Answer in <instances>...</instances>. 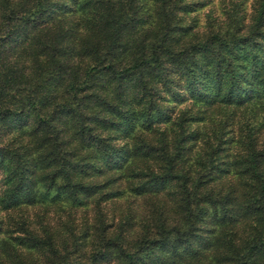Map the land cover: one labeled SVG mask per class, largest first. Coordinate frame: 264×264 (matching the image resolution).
<instances>
[{"label":"trees","instance_id":"1","mask_svg":"<svg viewBox=\"0 0 264 264\" xmlns=\"http://www.w3.org/2000/svg\"><path fill=\"white\" fill-rule=\"evenodd\" d=\"M209 3L0 0V264H264V0Z\"/></svg>","mask_w":264,"mask_h":264},{"label":"rangeland","instance_id":"2","mask_svg":"<svg viewBox=\"0 0 264 264\" xmlns=\"http://www.w3.org/2000/svg\"><path fill=\"white\" fill-rule=\"evenodd\" d=\"M209 1H210L209 4L214 5V6L218 9L219 1H220V0H209ZM207 6H208V5H207ZM207 6L204 7V8L200 11V13H199V19H200V22H201V23H204V22H205V14H206V12H207V10H208V7H207ZM35 209H38V210H39L40 208H35ZM35 209L32 210V211L30 212L31 217L34 216V214H37V212L34 213ZM50 212H51L50 223H51L53 226H55V228H59V227L61 226V223H62V222H63V223L66 222V221H65V220H66V217H65V216H62V217L60 216V217H58V214H61V213L64 212L63 210L58 209V211L54 213L53 209H51ZM52 216H53V217H52ZM14 217H16V218L18 217V219H20V218H19V215L14 214ZM36 218H37V217H36ZM5 221H7V217H6L5 213H4V212H0V222H1V224H3V222H5ZM6 224H8L9 226H12V224H11V223H8V221H7L6 223H4L3 225H6ZM64 224H65V223H64ZM77 224H81L80 221H78Z\"/></svg>","mask_w":264,"mask_h":264}]
</instances>
